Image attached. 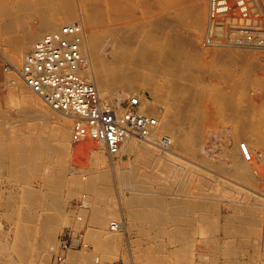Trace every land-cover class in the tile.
Returning <instances> with one entry per match:
<instances>
[{"label":"bare ground","instance_id":"bare-ground-1","mask_svg":"<svg viewBox=\"0 0 264 264\" xmlns=\"http://www.w3.org/2000/svg\"><path fill=\"white\" fill-rule=\"evenodd\" d=\"M235 1L238 0L234 2L230 0L227 4L231 3L232 6ZM214 4L212 0H0V85L6 81L10 83V95L7 98L0 97V168L8 169L13 181L27 183L37 176V172L45 163L42 160L50 158L52 154L74 158L77 152L91 151L92 164L98 169L97 171L108 166L113 168L116 164L113 156L106 157L103 147H100L104 145L101 142L99 146L93 142L96 145L87 143L77 149L74 148L76 143L72 142V134L69 135L68 131L70 122L57 119L53 112L46 110L40 99L43 102L44 100L21 76L25 50L34 42V35L29 29L32 21L38 19V29L48 34L66 24L76 22L73 20L80 16L81 19L77 21L83 23L84 50L88 60V68L84 76L97 86L107 102H114L119 107L121 102H126L131 98V94L136 93L142 102V112L158 122L154 135V140L157 142L142 143L145 145L143 146L139 141L131 140L121 148L118 156L122 168H126L123 156L127 155L133 158L135 165L156 164L175 172L177 168L183 167L175 161V158L182 157L179 152L201 158L212 155V144L220 127L217 125H229L232 144L229 145L230 142H227L223 145V154L231 165L230 173L239 180V185L235 189H230L232 192L230 197L237 198L235 200L233 197L231 200L232 204L235 203L233 206L235 212L231 220L226 216L228 221L223 226V230L229 239L241 236L246 238L245 242L248 239L253 240L257 247L255 255L259 256L257 260L264 264L262 262L264 244L262 236L260 238L262 235L260 226L264 221V204L259 201L250 202L249 197L256 191L244 185V183L251 184L256 179V175L264 182V156L257 155L258 162L255 152L256 148L264 147V117L259 116V111L258 113L248 111V107L245 106L249 87L262 88L264 84L259 80H253L250 72L245 68L237 75L226 64V58L231 52L227 50L228 47H234V50L239 48L248 50L253 42L262 44H259L256 37L260 34L264 35V32L240 27L232 31V34L236 35L234 37L227 35L225 31V39L222 41L210 40V34L217 32L213 30L214 24H217L215 19L219 18L215 14ZM235 5L238 7L239 2ZM238 8L237 11L240 9ZM183 31H187L188 34L185 35ZM239 58L241 57L238 56ZM3 62L10 64L12 72L6 73V70H3ZM29 89L40 99L36 98ZM227 89L233 90L235 95ZM140 90L151 93L154 101H148L141 95ZM32 107L35 109L31 110ZM11 108L17 109L20 124L16 123L15 119L14 122H8V118H11ZM256 113L259 116L258 120L255 119ZM52 117L58 120L56 128L47 129L37 122ZM29 119H33L34 122L30 125L26 124L27 121L23 122ZM11 123L14 125L11 126ZM24 127L26 132H22ZM240 139L245 141L239 143L238 150L236 144ZM243 144L251 156V161H247L243 156ZM211 160L206 158L207 166L202 167L224 168V162L216 164ZM59 167L66 168L65 162L58 161L55 168ZM132 167H129L130 170ZM56 174L45 178L46 192L43 190L37 192L30 186H21L19 192L12 193L8 196V200L5 199L7 206L10 207L9 213L5 214L10 227L6 232L0 230L1 262L26 264L33 255L40 264L49 263L52 251L57 248V234L65 222L61 190L67 180L61 176V173ZM198 175L200 191L187 195V199L166 200L162 195H158V192H154L156 187L149 194L142 192L141 194L135 190L132 196L124 198L123 206L126 208L127 219L132 227H138L139 234L141 233L148 240L166 236L163 232L167 224L179 225L173 228V231L184 239L183 241L181 239L182 247L172 250L173 259L169 261L153 259L155 263L219 264L222 260V264H242L236 259V248L232 247L231 240L223 247L215 245L216 249H207L208 243L216 244L217 236L214 237V233L220 228L217 218L214 219L211 215L217 212L218 200L209 196L208 191L206 192V189L210 191L214 189L211 183L214 180L199 172ZM204 178L209 179L210 182ZM68 180L76 189L88 192L96 202V206L91 208V214L98 229L89 233L88 238L100 257L82 251H73L72 247L66 252V264L67 262L106 264L116 259L123 244L121 232L127 233L128 227L123 218V211L121 222L116 219L117 205L109 201L112 196L111 188L108 186L110 181L103 175L92 176L88 180L78 177H71ZM142 183L146 184L144 181ZM189 184L187 183V186L193 185V183ZM246 196L248 199L244 201ZM4 197L5 195L1 196L3 203H5ZM83 198L87 196L83 195ZM84 203L89 204L86 200ZM195 223L201 234L206 236L203 240L206 251L202 252L200 247L194 244L196 241L192 242L190 234ZM151 242L153 243L152 240ZM74 245H78V240H74ZM127 246L132 257L130 241ZM13 254L19 256L18 260H14ZM152 258H155L154 254Z\"/></svg>","mask_w":264,"mask_h":264},{"label":"rangeland","instance_id":"rangeland-1","mask_svg":"<svg viewBox=\"0 0 264 264\" xmlns=\"http://www.w3.org/2000/svg\"><path fill=\"white\" fill-rule=\"evenodd\" d=\"M212 1H214V3H215L214 4L215 5V14H216V16L219 17L218 19L217 18L215 19L217 24L216 25L214 24L215 28L213 31L216 30L218 33L219 32L221 33L223 31L222 33L224 34V36H225V31H226L227 35L229 34L231 37L236 36L234 33L232 34V31L237 29V28L240 29V27L249 28V29L251 28L253 30L255 29L254 30L255 32H264V0H238L237 1V2H239L238 7L240 9L235 5L237 3L236 1H235L236 3L234 4L235 6L232 5L233 7L230 5L231 3L227 4V2H230V0H212ZM233 2H234V0H233ZM234 7L238 8L239 11H237L236 8H234ZM234 10H236L238 13ZM235 13L238 15L236 16ZM239 16H241L243 18V20ZM78 19H81L80 16H79V18H77L76 20H73V21H77ZM245 20H247V21H245ZM38 22H39L38 19H35L32 21L31 25L29 26L31 33L34 35V42L32 43V46H29L25 50L24 57H25L26 53H28L32 49L34 43L39 38L46 35V33H47V32L42 33L38 29ZM235 26H236V28H235ZM184 34L186 35V34H188V32L185 31ZM256 39L259 41V44L260 43H262V44L258 45V43L255 44V42H253L251 47H249L250 49L248 48V50L243 49V48H239L240 50L239 49L234 50L233 49L234 47L233 48L228 47L227 50L229 52L230 51L231 52L229 53V56L226 58V64L228 66H230L237 75H238V73H241L242 69L245 68L246 70H248L250 72L253 80H256V81L259 80V82L264 84V47H261V46H264V35L260 34L256 37ZM204 41H205V39H204ZM257 45L259 47H257ZM235 52H236V54H235ZM242 53H243V55H242ZM237 55L241 58L238 59ZM246 61H247V64H246ZM248 61H250V62H248ZM242 63H244V65ZM2 64H3L2 68H3V70H6V73L12 72V68H10V64L8 62H5V63L3 62ZM235 64H237V65L239 64L238 67H237V65L235 66ZM248 67H249V69H248ZM260 80H262V81H260ZM250 88H251V90H250ZM29 90L31 91V89H29ZM227 91H229L230 93L232 92L231 94L235 95V92L233 90L227 89ZM31 92L34 94V96H36V98L40 99L33 91H31ZM140 92H141V95L144 96L148 101H154L153 95L151 93H149L148 91L140 90ZM247 93H246V97H245V106L248 107L247 110L248 111L250 110L251 112L256 111L257 113L259 111V116L264 117V86L262 88H259L256 86H251V87H249V92L247 91ZM9 95H10V83L8 81H6V83L0 85V97H6L7 98ZM130 97H138V96L136 93H133V94H131ZM40 101L44 104L46 110H49L50 112L54 113V115L57 119L68 120V122H70V124L68 126V131L70 133L69 135H71L72 134L73 121L71 119H67L66 117H63L61 114L50 109V107L48 105H46L41 99H40ZM10 106H12V104ZM256 106H257V108H256ZM11 109L12 110H10V117L12 118V120H11V118H8V122H14L13 119H15L17 121L16 123H19L18 122L19 115H18L17 109H15V108H11ZM33 109H35V107L31 108V110H33ZM257 113L255 114L256 120L259 119V116ZM47 119H49V118H47ZM47 119L37 120V122H39L42 126H45V128H47V129H53V128H56L58 126V120H54L52 123L51 121H48ZM32 120L33 119H29V121L23 120V122L26 123V121H27L28 123H26V124L30 125L34 122V120L33 121ZM6 125H7V123H6ZM13 125L14 124L11 123V126H13ZM217 126H220V127H218V131H217L216 136H215L216 139H215L214 143L212 144V148H211V151H212L211 154L212 155H206L205 158H201L200 156H192V155L190 156L188 154H184L182 152H179L183 158L182 157H180L181 159L175 158V161H177L178 163L183 165L184 168L179 167L175 170V172L173 170H169L165 166L161 167V166H157L156 164L153 165V166H156L155 168L152 165H150V166H148V165L147 166L135 165L133 158L132 157L130 158L127 155L123 156L124 157L123 161H125L124 163H125L126 168H124V169L122 168V165L119 163L120 157L117 155L118 157L117 156L113 157L114 162H116V164L114 165L113 168H111L112 166H108V167H106V169H99V171H97L98 169L94 168V166L92 164L93 154L91 151L80 152V153L77 152V154L74 158L65 157V156H64L65 158L64 157H58V156L52 154V156L50 158H46V159L42 160L45 163L42 166V168H40V170L37 172L38 173L37 176L35 178H33L32 180L28 181L27 183H24V182L23 183H21V182L17 183L15 181H13L11 173H9L8 169L3 170L2 168H0V171H1L0 172V189H1L0 191L2 192V193L0 192L1 193L0 194V227H1L0 230L2 232H6L10 227V223L7 222V220H6V215H7V213H9V209H10V207H8L7 203H6L8 200V196L12 193L19 192L20 191L19 189L21 186H30L37 192H43V191L46 192L47 190H46L45 178L48 176H55V174L58 172V174H56V175H60V173H61V176L65 177L67 182H66V184H64L65 189L63 187V189L61 190L62 191L61 192L62 199H63L62 203L64 202L63 203V214H65L64 215L65 216V222L62 225L59 233L57 234L56 245L58 247L60 240L64 237H65L64 239L69 240L70 242L74 241V240L75 241L78 240V243H79L78 245H74V243L72 242L73 248L71 247L72 248L71 250L78 251V252L82 251L85 253H89L93 256L100 257L99 256L100 254L96 253L95 246L93 245V243H91L89 241V238H88L89 233L98 229V227L93 222V216L91 214V212H92L91 208H93V206H96L95 205L96 202L93 198H91V195H89L88 192H86V191L81 192L80 190L76 189V187H74L71 184V182H69L68 179H70L71 177H78L80 179L88 180L92 176H96V175L102 176L103 175V176H106L108 178V180L110 181V182H108V186L111 188L112 196L113 195L114 196L113 197L111 196V200L109 199V201L111 203L117 205V206L115 205L116 209H117L116 210L117 211L116 219L118 220V222H121V218H122L121 212L123 211V213H124L123 218H124L126 225L128 227L127 233L121 232L123 244H122V247L120 250V254L118 255V257L116 259H113L112 261H108V262H106V264H138V263L139 264L140 263L141 264H144V263L145 264H154L155 262H153V261L156 259H160V260L163 259V260L169 261L170 259H173L172 250L174 251L176 248H180L183 245V244H181L182 237L178 236V233L176 234V232L173 231V228L178 227L179 225L176 226L175 224H169L170 225L169 226L167 224L168 226L167 225L164 226V232H163L164 235H166V236H161L160 238L158 237V238H153V239L148 240V239H146L147 237H143L141 233L139 234L140 230L138 227L137 228H136V226L132 227V225L129 223V220L127 219V216L125 214L126 208L123 206L124 198H126L129 195L132 196L135 193V190H138V193L142 192L143 194H149V192L150 191L152 192V190H154L155 187H156L155 188L156 190H158V187H159V190L158 191L154 190V192H158V195H162V197H164V199H166V200L185 199V198L187 199V197H186L187 195L195 193V191H196V193H198L200 191L199 190L200 185L198 183L199 179H200V176L198 175V172H199V174L202 173L206 177L212 178L214 180V182H211L214 189H212L211 191L206 189V192L208 191V193L210 194L209 196H212L213 198L218 200L217 201V204H218L217 205V212L215 213L216 215L215 214H211V215L213 216L214 219L217 218L216 221L219 223L220 228L218 231H216L214 233V237L217 236V237H215L216 244L208 243L207 249H214V248L216 249L217 246L223 247L224 245L227 244V242L229 240H231L233 243L232 247L234 249L236 248L235 249L236 254H237L236 259L238 260V262H240L242 264H262L259 260H257V258H259L258 254L255 255L257 253V251H256L257 247H256L253 240L250 239V241H249V239H248L247 242H245L246 238H243L241 236H235V237H233V238L231 237V239H229L225 235L224 230H223V226L226 224V222L228 220H231V217L234 215V212H235L234 207H233V206H235V203L232 204L231 200H233V199L237 200V198L235 196H233L234 198L230 197V195L232 193L230 189H235L236 186L239 185L238 184L239 180L230 173V168H231L230 166L231 165L226 160V158L224 157V154H223V145L227 142H230L229 145L232 144L230 126L229 125L222 126L220 124ZM9 127L10 126H8V128ZM221 129H223V130H221ZM22 132H26L25 127L22 128ZM228 134L230 136H228ZM224 140L225 141L227 140V141L225 142ZM90 141H91V139H88V140L82 141L80 143H76V144H74V148L77 149L80 146H82L83 144L86 145L87 143H92V144L96 143V144H98V145L94 144L96 146L101 145V143H99V142H96L93 140L91 142ZM241 141L244 142L245 140L240 139L237 142L236 147L238 146L237 147L238 150H239V143ZM140 143L141 142H139V144ZM141 145H143V144L141 143ZM143 146H145V145H143ZM100 147H103L104 153H106V157H109L107 151H105L106 149H105L104 145H101ZM262 148L264 149V147L256 148V150H255L256 160H258L257 155L264 156V150ZM78 154H80V155H78ZM240 156H241V152H240ZM206 158L209 161L212 159L211 162H213V163L215 162L216 164L219 162H224L225 166L223 169H220L217 166L208 167L210 170L207 168H204L202 166H207L205 164ZM60 160L65 162L66 168L68 167L67 169L66 168L60 169V167L57 169L55 168L56 163ZM258 162H259V160H258ZM227 163H228V165H227ZM198 164H200L201 166ZM128 166L129 167L133 166L131 168L132 171L130 170V168ZM134 167H136V168H134ZM145 167H146V169H144ZM164 167L166 168V170ZM163 168L165 171L163 170ZM84 169L89 170L91 172H86ZM54 170H57V171L55 172ZM128 170L130 173L128 172ZM160 170H163V171L160 172ZM190 171H192V172L189 173ZM162 172H164V173H162ZM133 173H135V174L133 175ZM228 173L230 175H228ZM124 174H125V176H124ZM138 174H140V175H138ZM166 175H169L171 178H168L169 176H166ZM150 176H152L151 179H150ZM144 177H146V178H144ZM196 177H197V179H196ZM122 178H123V180H122ZM138 178H139V181H137ZM175 178H176V180H175ZM127 179H129V180H127ZM204 179L207 181L209 180L207 178H204ZM215 179H216V184H215ZM158 180H160V181H158ZM172 180L175 182H173ZM123 181L125 182V184ZM143 181L146 184H143L142 183ZM133 182L134 183L136 182V183L134 184ZM208 182H210V181H208ZM187 183L188 184L190 183L189 185H191L193 183V185H191L192 187L187 186ZM43 184H44V187H43ZM224 184L226 186H224ZM253 184H255V186ZM159 185H161V186H159ZM197 185H198V187H195ZM244 185H246V186H248L251 189H254L256 191L255 194H253V196L251 195L249 197V199L246 196L244 201H246L248 199L249 201L251 200L250 202H256V201L258 202L259 201L260 203L264 204V182H262V180L257 175H256V179L253 182H251V184H245L244 183ZM17 186H19V187H17ZM170 186H171V189H170ZM164 187H165V189H164ZM146 191H147V193H146ZM248 192H252V191L248 190ZM2 195H5V197H4L5 203H3V200L1 199ZM83 195H86L87 198H83ZM222 197H223V199H221ZM5 199H7V200H5ZM219 199H221V200H219ZM85 200L87 202H89V204H85L84 203ZM5 208H6V210H5ZM220 218H221V220H220ZM263 222L264 221H262V226H260V231L262 234V235H260V238L262 236V242L264 244V223ZM193 226H194V227H192L193 231L191 230L192 234H190L192 236V239H193L192 242L196 241V242H194V244L199 246L200 249L202 250V252L206 251L205 246H204V242H203V240L206 238V236L201 234V232L198 229L197 223H195ZM169 227H170V229H169ZM195 228H196V230H195ZM172 231H173V233H172ZM69 234L72 235V237H70ZM171 234H172V237H171ZM77 238H80L81 241L79 242V239H77ZM169 238H170V240H169ZM151 240L153 241L154 244L151 242ZM183 240L184 239H182V241ZM128 241H130V245L132 248V257L130 256L129 251H128V246H127ZM136 243H137V245H136ZM151 243L154 246L156 243H158V244H156V246L154 247ZM159 245H162V246H159ZM171 245H172V247H171ZM215 245H217V246L214 247ZM137 246H138V248H137ZM143 246L145 247V249H143L144 248ZM52 248H53V246H52ZM139 248L143 249V250L141 249L142 252ZM263 249H264V245H263ZM159 252H161V253H159ZM168 252H170L171 254L170 253L168 254ZM56 254H57V248L52 251V255H51V258H50V261L48 264H52L53 258ZM153 254H154L155 258H152ZM145 255L148 257H146ZM240 255H242V256H240ZM251 255H252V258H251ZM247 257H248V259H247ZM13 258H14V260H18L19 256H17L16 254H13ZM145 258H146V260H145ZM150 258H152V259H150ZM262 262L264 263V259H262ZM222 263H223V261L220 260L219 264H222ZM0 264H12V263H3L0 261ZM26 264H40V263L38 262L37 257L32 255L31 258H29V261L26 262ZM67 264H74V263H68L67 262ZM155 264H159V263H155ZM173 264H175V263H173ZM194 264H196V263H194Z\"/></svg>","mask_w":264,"mask_h":264},{"label":"built area","instance_id":"built-area-1","mask_svg":"<svg viewBox=\"0 0 264 264\" xmlns=\"http://www.w3.org/2000/svg\"><path fill=\"white\" fill-rule=\"evenodd\" d=\"M209 37L215 41L225 39L222 32L211 33ZM84 43L81 21L44 35L26 54L22 78L50 109L73 120V143L95 140L104 144L108 155L115 157L128 141L157 142L154 135L158 122L142 112L138 97L116 106L107 102L97 86L84 76L88 68ZM242 150L245 159L251 161L244 144ZM64 238L58 244L52 264H66V252L74 241Z\"/></svg>","mask_w":264,"mask_h":264},{"label":"crops","instance_id":"crops-1","mask_svg":"<svg viewBox=\"0 0 264 264\" xmlns=\"http://www.w3.org/2000/svg\"><path fill=\"white\" fill-rule=\"evenodd\" d=\"M53 117H54V116H53ZM53 117H52V118H49V119H47V120H48V121H51V122L53 123V121H54Z\"/></svg>","mask_w":264,"mask_h":264}]
</instances>
